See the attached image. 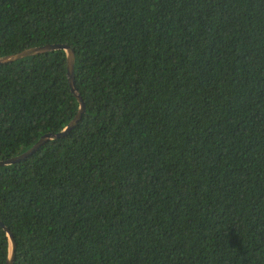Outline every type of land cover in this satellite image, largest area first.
<instances>
[{
	"label": "trees",
	"instance_id": "obj_1",
	"mask_svg": "<svg viewBox=\"0 0 264 264\" xmlns=\"http://www.w3.org/2000/svg\"><path fill=\"white\" fill-rule=\"evenodd\" d=\"M46 45L85 111L0 167L13 264H264V0H0V58ZM67 63H0V161L77 116Z\"/></svg>",
	"mask_w": 264,
	"mask_h": 264
},
{
	"label": "water",
	"instance_id": "obj_2",
	"mask_svg": "<svg viewBox=\"0 0 264 264\" xmlns=\"http://www.w3.org/2000/svg\"><path fill=\"white\" fill-rule=\"evenodd\" d=\"M55 50H64L67 53L68 81H69V84L71 87V91L74 93V95L76 96V98L78 99V101L80 103L79 112H78L77 116L68 124V126L63 131H61L57 134H46V135H44L26 153L19 155L17 157H13V158L8 159V160H5V161H0V167L9 166V165H12L16 162H19V161L25 159L26 157L32 155L35 151H37L47 141L63 137L68 132H70L72 129H74L78 125L79 121L82 118V114L85 111V104L83 102L82 97L78 94L76 86H75V76H74L75 52L73 51V49H71L70 47H68L66 45H46L43 47H36V48L27 49V50H24L20 53L0 58V63L2 64V63L13 62L16 60L23 59L25 57H30V56H34L37 54H42L45 52H50V51H55ZM0 225L3 226L4 229L7 231L8 238H9V256H8V260H7L6 264H13L15 249H16L15 240H14L13 236L11 235V233L9 232V230L7 228H5L4 224L1 221H0Z\"/></svg>",
	"mask_w": 264,
	"mask_h": 264
}]
</instances>
